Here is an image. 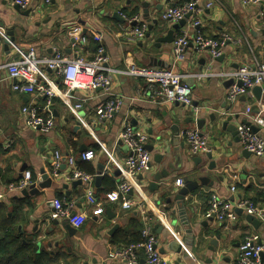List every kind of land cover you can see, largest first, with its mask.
<instances>
[{
    "label": "crops",
    "instance_id": "obj_1",
    "mask_svg": "<svg viewBox=\"0 0 264 264\" xmlns=\"http://www.w3.org/2000/svg\"><path fill=\"white\" fill-rule=\"evenodd\" d=\"M189 1L192 0H52L47 5L43 0H31L30 7L23 10L16 8L11 0H0V65L19 58L28 47L35 48L39 58L48 57L55 50L74 57L75 40L70 31L80 27L87 38L80 56L91 59L97 48L103 47L113 68L122 69L127 64L172 68L176 73L190 76L187 79L192 90L191 103L187 106L151 102L146 98L149 91L143 81L116 76L111 92L123 96L124 103L112 120L100 123L94 110L105 99L101 91L73 93V102L82 103L81 110L74 114L58 98L48 103L36 92H13L6 72L0 70V224H9L10 236L31 239L38 251L43 250L61 264H128L125 260L110 261L108 254L125 248L146 228L155 237L157 251L166 264H234L236 248L245 237L264 242V223L254 217L259 224L253 226L245 218L249 214L236 208L241 200L264 208V155L259 158L250 155L241 148L237 134L222 131L217 124L230 115L233 119L229 126L238 130L240 125L249 123L247 108L254 115L261 111L264 119L262 87L259 99L253 88L250 94L228 103L226 95L234 82L218 75L243 65H264L262 7H244L239 0H217L207 8L209 0H199L195 13L174 33L175 37L186 29L193 37L181 61L174 64L171 44L160 47L155 44L157 28L163 27L160 33L164 34V29L174 25L161 21L160 15L167 6ZM146 3L148 25L153 30L150 37L132 42L127 33L135 24L121 16L137 14L144 21L141 16ZM194 23L197 25L193 26ZM222 34L230 40L222 49L220 60L213 59L208 50L195 47L196 35L217 39ZM5 42L8 49L4 48ZM44 71L47 78L55 79L50 71ZM199 74L206 76L196 79L194 76ZM23 107L35 109L43 118H51L52 128L42 131L27 125L21 113ZM211 115L214 121L210 120ZM200 119L205 124L199 131L207 137L211 159L206 157L207 153L190 154L183 141V132L197 128L196 121ZM124 122L136 132L146 133V146L153 147L151 165L138 178L148 201L139 202L142 208L130 210L121 208V200L109 203L104 199L105 193L121 180L123 162L128 156L119 139ZM176 132L179 140L174 144ZM88 150L93 151L94 159L81 160V154ZM55 152L60 153L65 163L58 176L51 173L52 184L48 188L26 198L20 191L7 192V185L21 178L25 171H30L33 179L42 169L49 172ZM157 154L162 156L159 162L155 161ZM68 158H74L76 169L91 174V188L104 207L100 216L88 213L81 228L74 229L73 236L60 223L52 222L58 220L53 215L54 199L72 204L75 213L82 209L83 185L73 187L66 179L71 170ZM197 158L201 159L199 164L195 162ZM211 162L215 166L209 170ZM99 166L102 176L96 183ZM162 171L168 172L167 177L154 181L153 176ZM198 176L206 177L207 183L198 185L183 201H175L181 187L175 186V181L184 177L193 181ZM151 184L156 185L152 188ZM231 187H235V192L230 191ZM212 195L233 205L236 220L219 223L208 212ZM236 210H241V214ZM173 240L182 245L179 254L170 250ZM185 242L189 245L185 246ZM136 251L139 264H145L142 250Z\"/></svg>",
    "mask_w": 264,
    "mask_h": 264
},
{
    "label": "built area",
    "instance_id": "obj_2",
    "mask_svg": "<svg viewBox=\"0 0 264 264\" xmlns=\"http://www.w3.org/2000/svg\"><path fill=\"white\" fill-rule=\"evenodd\" d=\"M51 1L43 0L47 5ZM216 1L209 0L206 7H212ZM239 1L244 7L260 5L262 7L260 16L264 22V0ZM11 2L23 10L28 9L31 5V0H11ZM198 2L199 0H192L178 6H167L162 11L160 19L163 22L178 23L186 15L190 16L195 13ZM121 17L135 24L127 33L130 41L137 42L145 38L149 26L147 22L140 20L137 14L131 17L124 15ZM196 25L197 23L193 24V26ZM70 35L75 40L73 47L76 49V55L74 57L69 58L55 50L48 57L39 58L36 49L28 47L21 52L19 58L0 65V70L6 72V79L12 83V91L18 94L36 92L44 96L48 103L52 99L58 98L69 111L77 114L82 108V103L79 100L73 102V93H89L99 90L105 97L103 101L96 105L94 110L96 120L100 123L112 120L114 114L119 111L124 103L123 96L114 95L111 92L113 80L116 76L143 81L149 91L146 98H149L151 102L190 105L192 90L184 83V79L190 76L176 73L172 68H154L134 64H127L122 69L113 68L109 65V58L103 47H98L94 56L91 59H86L82 55L80 56V52L83 51L82 46L87 42V38L82 35V28L74 27L70 31ZM191 38L193 37L186 29H182L174 37L171 44L172 62L174 64L183 58ZM229 40L230 38L226 34H222L217 39H208L196 35L194 44L197 50H208L211 57L216 59L221 56L222 49ZM44 69L50 71L55 79L47 78ZM218 75L230 78L234 82L226 95L228 103H233L240 96L250 94L256 86L262 87L264 93V65H243L233 72ZM205 76L199 74L194 77L201 79ZM21 113L25 116V122L29 126L40 128L42 131L52 128L51 118H43L33 108L23 107ZM245 114L249 123L240 125L237 130L239 144L250 155L258 158L262 157L264 155V135H262L264 132V119L260 115L261 111L254 115L252 110L247 108ZM251 126H255L258 131L253 132ZM182 137L190 154L200 155L209 151L207 137L201 134L197 128L185 130ZM119 139L126 148L128 156L123 162L121 180L113 190L105 193L104 199L109 203L121 200L123 210H130L134 207L142 208L139 202H146L148 198L139 185L138 177L151 165V153L146 149L148 136L144 132H136L128 122H124L119 133ZM94 157L93 151L88 150L83 152L80 158L83 161H92ZM61 164V155L59 152H55L52 161L53 171L58 170ZM67 164L71 168L66 176L67 181H79L83 185L82 209L71 216L73 205L60 199H54L52 202L53 215L58 220L66 219L71 228L79 229L85 223L88 213L91 216H100L103 214L104 207L97 200L91 188L92 176L76 169L74 158H68ZM31 183L32 175L30 171H25L21 178L8 184L6 189L8 193L20 191ZM181 185L182 180L175 181V186L180 187ZM130 191L132 192L131 195H129ZM230 191L235 192V187H231ZM208 206V212L219 223L236 220L234 207L231 203L212 195L208 201ZM236 208L246 211L249 215L264 223V208L258 207L248 200L239 201ZM141 236L143 239L141 243L114 250L108 254L107 259L110 261L125 260L128 264H139L136 250L141 249L145 264H166L157 251V242L151 231L147 228L143 229ZM262 254H264V242H258L253 237L247 236L236 248L234 264H264L261 259Z\"/></svg>",
    "mask_w": 264,
    "mask_h": 264
},
{
    "label": "water",
    "instance_id": "obj_3",
    "mask_svg": "<svg viewBox=\"0 0 264 264\" xmlns=\"http://www.w3.org/2000/svg\"><path fill=\"white\" fill-rule=\"evenodd\" d=\"M143 6L145 8V11H144V14H142L141 17H142V19L144 21H146L148 23L149 22V20L147 19V16H148V13H147L148 4L146 3ZM16 8H18V7L16 6ZM29 13H30V11L28 10L27 12H25V15L28 16ZM188 18H189V15H186L178 23H175L174 25H172L171 28L164 29L165 30L164 34L160 33L163 30V27L159 26L157 28V31H158L159 34L157 35V38L155 39L156 46L160 47L161 44H168V45L172 44V42L174 40L175 31L180 30L181 28H183L185 26L186 20ZM153 23L155 24V22H153ZM152 30H153L152 26H148V32L146 33L145 38L150 37ZM8 36L10 37L9 39L12 40V36H11L10 33H9ZM8 46H9V44L7 42H5L4 43V48L8 49ZM221 58H223V56H220V58L218 57L216 59L220 60ZM203 63H204V61L201 60L200 64H203ZM152 66L153 65L150 64V67H152ZM184 83H186L189 86L188 79H184ZM238 84H240V83H238ZM253 92H254L255 96L259 99L260 94H261V88L256 86V87H254ZM209 118H210L211 121L215 120V117L213 115H211ZM232 119H233V117L229 115V116H226V118H223L220 121H218L217 124H219L221 126V130L222 131H226V132H229V133L235 135V134H237V127L236 126H229V123L232 121ZM204 124H205L204 120H201V119L197 120L196 121L197 129L200 130L204 126ZM251 129H252L253 132H257L258 131V129L255 126H251ZM177 136H178V132H176V136H174V138H173L174 139V144L177 143L178 140H179ZM146 149L149 152L153 151V147L152 146H146ZM161 157L162 156L159 155V154L155 155V161L159 162V159ZM206 157L208 159H211V154L207 153ZM200 161H201V159L197 158L195 162H196V164L197 163L199 164ZM61 162H62V164L60 165L59 169L56 170V171H53L52 168L51 169L49 168V170H48L49 172H47L44 169L40 170L39 176L37 178H34V180L32 181V183L29 186H27V187L23 188L22 190H20V195L22 197H24V198L29 197V196H36V195L39 194L41 189L48 188L52 184V178L50 176L51 173L53 175L55 174V176H58L59 173H60V170L63 169L65 161L62 159ZM214 166H215V164L211 162L210 167L208 169L212 170ZM101 167L102 166H99L100 170L102 169ZM100 170L97 172V175L95 177V182L96 183H98L101 180L102 170L101 171ZM167 175H168V172L162 171V173H159V174H156L155 176H153V179H154V181L158 182V181H160L162 179V177L166 178ZM207 181H208V179L206 177H203V176H198L193 181L189 180L188 177H184L182 179L181 187L178 188V190H177V192H176V194L174 196V200L175 201H183L188 194H190L191 192H193L194 190H196L198 188V185H205L207 183ZM80 185H81V183L79 181L72 182V186L73 187L80 186ZM153 185H156V184H151L150 186H152V188H153ZM63 187L67 188L66 186H63ZM131 194H132V192L130 191L129 195H131ZM66 195L69 196V194H66ZM66 201H68V200H66ZM167 201L169 202V200H167ZM109 211L110 210L107 209L106 213H108ZM74 213L75 212H72L71 216H73ZM236 213L238 215H240L241 214V210H236ZM245 218H246L247 222L252 224L253 226L259 224V222L252 215H247ZM43 221H45V220L43 219ZM52 222L54 224H57V223L59 224L60 223L65 228V230L68 232V234L70 236H73V233L75 232V230L73 228H71V226L68 224V221L66 219L52 220ZM35 223L37 224L38 220H35ZM184 245L188 246L189 243L185 242ZM169 247H170V250H172L173 252L178 253V254L182 251V245L180 243L176 242L175 240H173L170 243ZM263 258H264V254L261 255V259H263Z\"/></svg>",
    "mask_w": 264,
    "mask_h": 264
},
{
    "label": "trees",
    "instance_id": "obj_4",
    "mask_svg": "<svg viewBox=\"0 0 264 264\" xmlns=\"http://www.w3.org/2000/svg\"><path fill=\"white\" fill-rule=\"evenodd\" d=\"M7 225L9 224H0V264H58L48 253L43 250L38 251L37 245L31 239L21 238L20 235L16 238L10 236V228ZM141 231L137 238L128 242L125 247L141 243L143 241Z\"/></svg>",
    "mask_w": 264,
    "mask_h": 264
},
{
    "label": "rangeland",
    "instance_id": "obj_5",
    "mask_svg": "<svg viewBox=\"0 0 264 264\" xmlns=\"http://www.w3.org/2000/svg\"><path fill=\"white\" fill-rule=\"evenodd\" d=\"M57 262H58V264H61V261H58V260H57ZM55 263H56V261H55Z\"/></svg>",
    "mask_w": 264,
    "mask_h": 264
}]
</instances>
